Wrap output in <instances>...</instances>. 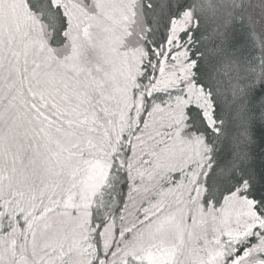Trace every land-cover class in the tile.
Segmentation results:
<instances>
[{"label":"snow or ice","instance_id":"obj_1","mask_svg":"<svg viewBox=\"0 0 264 264\" xmlns=\"http://www.w3.org/2000/svg\"><path fill=\"white\" fill-rule=\"evenodd\" d=\"M0 264H264V0H0Z\"/></svg>","mask_w":264,"mask_h":264},{"label":"trees","instance_id":"obj_2","mask_svg":"<svg viewBox=\"0 0 264 264\" xmlns=\"http://www.w3.org/2000/svg\"><path fill=\"white\" fill-rule=\"evenodd\" d=\"M256 2L258 3V0H256ZM259 11V9H257V12Z\"/></svg>","mask_w":264,"mask_h":264}]
</instances>
